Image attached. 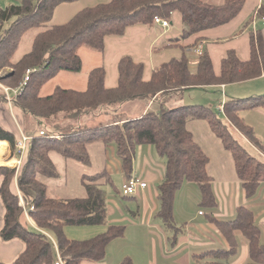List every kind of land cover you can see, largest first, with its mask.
<instances>
[{"label":"trees","instance_id":"obj_1","mask_svg":"<svg viewBox=\"0 0 264 264\" xmlns=\"http://www.w3.org/2000/svg\"><path fill=\"white\" fill-rule=\"evenodd\" d=\"M75 1L22 0L19 5L0 7V72L11 70L0 79L1 84L15 90L24 82L26 72L35 70L29 75L23 92L11 98L13 106L24 115L25 132L30 133L31 141L19 170L0 166V195L6 209L0 236L5 241L20 239L25 244V251L12 264H54L58 254L65 264L102 262L109 245L125 235V226L108 223V196L103 188L114 186V181L107 169L83 174L80 178L83 195L73 198L51 197L49 187L39 180V177H60L50 157L52 153L61 155L68 164L74 161L90 166L89 147L98 143L104 147L115 146L127 182L133 178L138 147L151 145L166 159L157 215L165 229L172 232L170 243L175 245L183 232L175 217L177 194L186 183H192L200 191V207L210 211L208 221L228 243L227 249L211 251L202 257L229 260L236 256L239 251L236 232H240L248 241L251 260L248 264H264L262 230L248 207H237L236 216L231 220L214 215L218 201L208 171L210 158L188 130V123L191 120L208 122L232 154L238 180L248 199L254 198L264 186V162L249 155L208 107L170 108L176 101H183L188 89L221 87L261 78L264 75L261 32L250 35V59L242 61L234 50L229 51L221 62L220 74H216L210 56L204 53L194 71L183 56L156 68L146 80L144 64L125 56L118 63L115 88L106 86V70L100 67L90 72L85 91L57 87L51 95L41 96L42 88L60 73L82 72L83 60L79 53L82 47L103 53L107 37L123 36L129 27L136 25L153 26L156 16L167 19L175 12L185 22V34L196 35L234 21L248 0H223L219 6L202 0H110L80 10L62 25L48 27L58 6ZM257 17L264 18V8ZM12 19L11 27L6 29L5 24ZM33 29L39 32L31 51L13 62L24 36ZM200 41L198 38L193 46ZM7 101L6 96L0 95V103ZM151 104H157L158 110L149 111ZM255 108H264V95L224 104L227 122L264 154V144L241 117L242 112ZM0 141L8 142L13 152L16 151L15 135L1 125ZM5 160H11L9 153ZM14 183L27 206H34L30 214L37 230L23 221L25 213L19 195L12 190ZM93 226H108V229L82 241L68 238L65 232L67 227ZM120 264L135 262L125 257Z\"/></svg>","mask_w":264,"mask_h":264},{"label":"rangeland","instance_id":"obj_2","mask_svg":"<svg viewBox=\"0 0 264 264\" xmlns=\"http://www.w3.org/2000/svg\"><path fill=\"white\" fill-rule=\"evenodd\" d=\"M21 1L22 0H0V6L2 8H6L10 5H17ZM92 1L93 0H80L78 3L73 5H68L69 3L61 5V7L57 9L58 11H55L56 13H54L53 19L48 24V27L62 25L68 22L76 13H78L79 10H82L85 5L93 3ZM206 1H208V3H212L211 5L214 6H219L223 3V0ZM248 6V9L246 7L238 18L235 19V22L232 21L225 26L204 31L196 35L185 34V22L183 21L181 15L178 12H175L170 18H167L170 25L165 30H162V27L159 25H136L129 27L123 36L107 37L106 47L103 53L95 51L89 47H82L79 52L83 60L82 72H62L57 78L52 79L42 88L41 96L51 95L57 87L84 91L87 88L88 76L90 72L93 69L100 67H103L106 70V86L110 89L115 88L118 85L119 78L118 63L120 59L125 56L132 57L136 62L144 64V77L146 80L151 78L152 72L156 68H159L161 65L168 63L173 59L180 60L183 56H186L191 69L194 71L197 68L198 60L191 61L193 55L188 50L194 47L193 45L198 38L201 39L200 45L203 52L210 56L216 74H220L221 62L227 56L229 51L234 50L242 61L250 59L247 48H243L244 44L247 47V43L250 40L252 32V29L246 24L248 21L246 18L249 14L251 5ZM73 13L75 14L73 15ZM243 20L245 21L244 23L242 22ZM13 21L14 19L6 23L5 28L8 29L11 27ZM240 30L243 31L242 35V32H239ZM163 31L165 32L163 33ZM38 32L39 30L33 29L24 36L20 47L14 55L13 62H18L25 54L31 51L33 40ZM177 38L180 39V45L175 46V40ZM203 39H205L204 43L202 42ZM10 72L11 70L9 69L1 71L0 79ZM261 95H264V78L259 79L258 81L251 80L229 84L226 85V88L209 86L188 89L183 95V101H176L172 104V106H170V108H180L191 105H203L208 107L215 115L216 120H220L227 125L230 134L249 155L264 162V154L255 145L251 144L237 129L227 122L224 112V104L229 101L249 99ZM155 108H157V104L154 105V109ZM219 108L223 111H220ZM241 117L244 119L246 124L254 128L257 137L264 144V108H255L244 111L241 113ZM187 127L193 134L195 141L210 158L209 174L211 179H213L212 182L236 181L237 174L234 168L233 156L225 149L222 141L212 131L208 122L204 120H191ZM9 151L11 152L9 153V159H15V152H13L11 147ZM89 151L92 157V164L90 166L77 164L74 161L69 163L67 173L68 185L65 189V192L67 193L66 195L68 196L59 197L73 198L83 195L82 187L80 185L81 176L83 174H95L107 169L114 181V186L108 185L103 188L107 193V196L109 195V197L116 198L117 201L121 202L124 211L131 209L136 212V200L126 199L122 195V188L126 180V176L118 171L117 166L119 158L114 151V145L104 147V145L100 143L93 144L89 147ZM156 156L157 160L163 162L164 164L166 163L165 158L160 157L157 153ZM4 161L5 163L7 162L6 160ZM2 165L6 166V164ZM12 166H14V164L6 167L14 168ZM194 186L197 185L194 184ZM54 193L55 192L52 189L48 192L51 197H58L54 195ZM24 199L25 197L21 194V205L29 207L27 206V203L24 202ZM160 205L161 201L159 199V209ZM159 220L161 222V219Z\"/></svg>","mask_w":264,"mask_h":264},{"label":"crops","instance_id":"obj_3","mask_svg":"<svg viewBox=\"0 0 264 264\" xmlns=\"http://www.w3.org/2000/svg\"><path fill=\"white\" fill-rule=\"evenodd\" d=\"M79 1L80 0H76L75 2L69 3L68 5L76 4ZM108 1L109 0H93V3H89L90 5H85L83 9L101 3H107ZM202 1L208 3V1L206 0ZM21 2L19 4H21ZM61 5H66V3ZM61 5L58 6L56 10L59 9ZM248 5L251 6L249 14L246 18L248 19L246 23L247 26L252 29L251 33L255 34L256 32H261L264 36V18L257 17L260 9L264 8V0H248L244 9H246ZM74 14L75 13H73V15ZM235 21L236 20H234V22ZM253 21L257 22L256 32L254 31L252 26ZM242 22L244 23L245 21L243 20ZM164 32L165 31H163V33ZM239 32H242L241 35L243 34L242 30H240ZM175 41V46L180 45L179 38H177ZM204 41L205 39H203L202 42L204 43ZM243 48H247L250 56V40L247 43V47L244 44ZM263 78L264 75L261 78L252 81H258L259 79ZM6 88L7 87H4L0 82L1 96L7 97V93L5 91ZM220 88H226V86H221ZM9 95L11 96V98L13 97L12 92H10ZM7 99V102L0 103V125L4 129L13 133L17 141L20 140L22 136L31 137L30 133L27 134L25 132L23 113L18 108L13 106L11 100H9L8 97ZM154 105L156 104H151L148 107V110H158V106L154 109ZM0 143H4L6 145L0 157L2 159V162L5 163L4 160L7 154L11 153L9 151L10 145L6 141H0ZM114 151L116 153L115 146ZM14 157L15 159H11L7 162L14 161L15 163L12 167L19 170L24 156L20 157L19 154H17L16 150L14 153ZM50 157L55 164L60 177L58 179L39 177V180L43 184L47 185L50 190L52 189L55 192L54 195L58 197L68 196L66 195L67 193L65 192V189L68 185L67 173L69 164L58 153H52ZM156 157V150H154L153 146L151 145L140 146L137 148L132 177L138 178L142 182L147 183V187L144 189H139L137 194L132 195V197L123 196L124 198L129 200H136L137 211L134 212L131 209L124 211L122 203L117 201L116 198H111L108 195V223L109 225L125 226V235L109 245L107 249V257L104 261H84L83 264H120L125 257H131L134 260L135 264L250 263L251 260L249 258L248 241L240 232H236V236L239 242V251L236 256L230 258L229 260L215 259L211 256L202 257L203 254L211 251L227 249L228 243L220 230L214 224L208 221L207 214H209L210 211L204 210L200 207V191L198 189V186H194V184L192 183H186L182 190L177 194L175 202V217L179 226L183 227V232L179 235L177 243L175 245H173L172 242H169L168 239L172 236V232L165 229L163 223L161 224L162 221L160 222V218L157 215L159 211L158 200L160 199L159 185L164 180L166 163L164 164L163 162L157 160ZM117 167L118 171L120 173H123L120 159ZM237 179L236 181H219L217 183H213L214 193L218 201V207L213 211V213L220 219L231 220L236 216L237 207H248L256 216L257 223L262 230V237L264 240V186L260 189V191L254 198L248 199L246 197L245 191L243 190L240 182ZM126 182L127 178L124 184ZM12 190L16 192L20 197L21 193L18 190L16 183L12 185ZM24 202H26V199H24ZM21 204L22 203L20 202V205ZM5 211L6 209L0 195V232L4 226ZM202 211L204 213L201 215L200 213ZM23 221L31 229L37 230L36 222L32 218L31 214H29L28 216L24 214ZM107 229L108 226L67 227L65 232L68 238L82 241L103 234L107 231ZM24 251L25 244L22 240L13 239L10 241H5L0 236L1 263L12 264Z\"/></svg>","mask_w":264,"mask_h":264},{"label":"built area","instance_id":"obj_4","mask_svg":"<svg viewBox=\"0 0 264 264\" xmlns=\"http://www.w3.org/2000/svg\"><path fill=\"white\" fill-rule=\"evenodd\" d=\"M154 23H155V25L161 26L162 29H164V30L167 29L170 25L169 21L167 19L159 17V16H156L154 18ZM263 23H264V20H263ZM252 26H253L254 31L256 32L257 22L253 21ZM188 51H190L193 55V58H191V61H197L198 60L197 62H199V60L204 56V52H203L200 44L190 48ZM34 71L35 70H28L26 72L24 82L22 83V85L19 88L15 89V90L10 89V88L5 89V91L7 93V97L9 98V100H11V96L9 95L10 92L13 93V96H18L19 94H21L23 92L24 86L26 85L27 81L29 80V75ZM219 110L223 111V110H221V108H219ZM40 134L44 135V132H41ZM57 138H59V137H57ZM30 141H31V138L29 136H22V138L16 142L17 154H19L20 157H23L25 155V153L28 149V143ZM146 187H147V183L142 182L140 179L133 177L123 185L122 194L125 197L136 195L139 189H144ZM22 207L24 209V213L26 216H28L30 214V212L34 211V206L26 207L25 205H23ZM200 214L202 215L203 212H201ZM54 264H65V262L60 257V255L58 254V258Z\"/></svg>","mask_w":264,"mask_h":264},{"label":"bare ground","instance_id":"obj_5","mask_svg":"<svg viewBox=\"0 0 264 264\" xmlns=\"http://www.w3.org/2000/svg\"><path fill=\"white\" fill-rule=\"evenodd\" d=\"M5 144L4 143H0V157H1V153H3V150H4V148H5ZM15 162L14 161H11V162H7L6 163V166H11V165H13ZM2 164H5V163H3L2 162V159L0 158V165H2Z\"/></svg>","mask_w":264,"mask_h":264}]
</instances>
